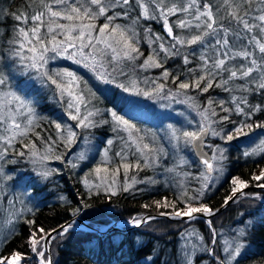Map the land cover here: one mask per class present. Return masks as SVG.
<instances>
[{
	"label": "snow or ice",
	"instance_id": "1",
	"mask_svg": "<svg viewBox=\"0 0 264 264\" xmlns=\"http://www.w3.org/2000/svg\"><path fill=\"white\" fill-rule=\"evenodd\" d=\"M93 81L109 87L101 91ZM260 116L264 0L0 5V264H60L65 245L85 236L78 229L95 199L110 204L161 189L166 194L141 204L154 215L130 214L118 228L89 225L83 243L91 247L82 253L91 260L104 238L121 251L129 236L147 234L134 229L166 218L177 222L169 233L176 246L161 264H253L256 234L264 229ZM100 129L106 131L98 140ZM241 159L255 161L247 177L233 174ZM66 170L80 173L75 202L55 191ZM225 184L214 207L212 194ZM45 193L69 205L68 218L51 228L36 219L41 204L48 206ZM242 203L247 213L218 228L221 209ZM137 244L141 252L148 247ZM155 252L153 245L144 264H156Z\"/></svg>",
	"mask_w": 264,
	"mask_h": 264
},
{
	"label": "trees",
	"instance_id": "2",
	"mask_svg": "<svg viewBox=\"0 0 264 264\" xmlns=\"http://www.w3.org/2000/svg\"><path fill=\"white\" fill-rule=\"evenodd\" d=\"M0 5L8 6L12 10H15L17 6L23 8L24 0H0ZM154 28L159 30L161 26L158 24H154ZM158 71L159 70H157V72ZM94 86L101 90L98 85L94 84ZM108 96L109 99L112 98L111 95ZM257 100H259V98H257ZM102 106H109L108 101L104 100ZM50 107V105H45V108L42 109V111L47 114V109ZM259 118H264V116H260ZM105 131L106 129L97 130L96 134L102 137L98 138V140L103 139V134ZM258 131L259 130H257V132ZM253 135H255V133H253ZM246 139L247 138H241V141H234L232 143L233 145L240 144L243 140ZM233 155H239V153L234 152ZM53 165L57 166V164L55 163H53ZM261 166H264V161L261 162ZM19 167L23 168L26 166L20 165ZM254 169L255 161L246 162L245 160L241 159L235 165L233 174H240L244 177H247L248 174ZM79 174L80 173H77L76 176H73L66 170L62 178L56 177L55 179L57 180L59 187L56 188L55 191L62 192L68 197L69 200L75 202L77 190L79 189L81 192L83 191L82 186L77 183V176ZM145 174L146 173H141V175ZM225 189H227L226 184L223 188L218 189L212 194V204L214 207H220L224 196L227 194ZM249 191L251 192L258 190L251 189ZM164 194H166V191L145 193L136 196L125 194L114 197L110 204L102 198H97L93 201L94 208L89 211L86 217L82 218V221L85 222L88 226H98L97 222L108 221L110 226L111 222L121 221L124 218H127L130 214L145 213L154 215V209L151 211H146L145 209L141 208V204L150 202V198L153 195L159 198ZM45 195H48V206H45V204H41L38 212L36 213V219L39 224L43 225L46 228H51L57 223L63 222L64 219L68 218L65 209L68 208L69 205L57 201L54 195H49L48 193H45ZM248 210V203H242L241 205L231 204L230 207L221 211V214L216 220L217 227L220 228L221 225H223L225 228L230 227L237 219H239L237 215L238 212L244 211L245 213H247ZM176 223V221L158 219L156 221H153L150 226H144L142 229H134V232L147 234H142L138 237L129 236V238L125 240L121 251H114L107 242V238H104L102 247L96 249V252L91 260L88 259L86 252L82 253V249L91 247V245L83 243V240H85L87 238V235L89 234V232H84L85 236L80 237L76 240L69 241L65 245L63 251L56 258L60 261V264H144L143 257L147 255L149 249L153 245H155L157 248V252L152 254L154 257H159L156 264H161V261H170L174 252L176 246V238L175 235H172L171 238H169V233L174 232ZM198 227L202 228L203 225H198ZM24 235H26V230L20 237L17 238V240H14L7 246V250L16 247L17 243L23 239ZM115 239L118 242L121 237L116 236ZM134 239H138L143 244H147L148 247L145 248L143 252H141L139 250V244L135 246L133 245ZM94 244H96L95 239L93 240V245ZM160 249L164 250L162 256H160L159 254ZM253 253L255 254L253 264H264V257L261 256V254H264V229H259L257 231L253 246Z\"/></svg>",
	"mask_w": 264,
	"mask_h": 264
},
{
	"label": "rangeland",
	"instance_id": "3",
	"mask_svg": "<svg viewBox=\"0 0 264 264\" xmlns=\"http://www.w3.org/2000/svg\"><path fill=\"white\" fill-rule=\"evenodd\" d=\"M170 63H172V62H170ZM57 66H60V67H68V68H71V69H73V70L80 71L82 74H84L82 69H77L75 65H72L70 62H67V61H59ZM155 74H156V73H155ZM85 75H86V74H85ZM93 84L98 85V86L101 88L102 91H103L105 88H108V87H109V86H106V85H100V84H98V83H96V82H94V81H93ZM108 95H110V93H109ZM145 103H150V102L145 101ZM109 106H110V105H109ZM176 107H177V108H180V107H182V106L177 105ZM97 138H102V137H101L100 135H97ZM103 139H104V137H103ZM257 159H258V158H257ZM50 166L55 167V165H53V164L50 165ZM160 191H162V192H163V191H166V192H167L166 189H161ZM121 222H122V220H121V221H118V222H111V223H110V227H111V225H114V227H117V228H118V227L121 226ZM83 224H85V226L88 227V225H87L85 222L82 221V223H81V225H80V229H78V230H82L83 232H89V228H86Z\"/></svg>",
	"mask_w": 264,
	"mask_h": 264
},
{
	"label": "water",
	"instance_id": "4",
	"mask_svg": "<svg viewBox=\"0 0 264 264\" xmlns=\"http://www.w3.org/2000/svg\"><path fill=\"white\" fill-rule=\"evenodd\" d=\"M251 189H254V188H250V189H248V191L249 190H251ZM254 190H257V189H254ZM226 208H223V209H221V211H223V210H225ZM159 219H166V218H159ZM168 220V219H167ZM79 222V221H78ZM84 226H85V224H83ZM86 228H88L87 226H85ZM111 227H114V225H111Z\"/></svg>",
	"mask_w": 264,
	"mask_h": 264
},
{
	"label": "bare ground",
	"instance_id": "5",
	"mask_svg": "<svg viewBox=\"0 0 264 264\" xmlns=\"http://www.w3.org/2000/svg\"><path fill=\"white\" fill-rule=\"evenodd\" d=\"M110 227V226H109Z\"/></svg>",
	"mask_w": 264,
	"mask_h": 264
}]
</instances>
